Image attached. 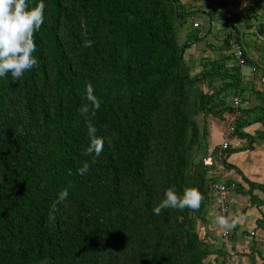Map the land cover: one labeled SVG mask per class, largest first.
I'll return each mask as SVG.
<instances>
[{
  "label": "trees",
  "instance_id": "trees-1",
  "mask_svg": "<svg viewBox=\"0 0 264 264\" xmlns=\"http://www.w3.org/2000/svg\"><path fill=\"white\" fill-rule=\"evenodd\" d=\"M40 2L37 66L20 80L0 77V264H207L222 256L203 229L215 197L201 113L217 115L226 105L220 94L239 88L241 37L242 58L227 51L228 31L219 57L192 74L190 45L178 40L192 13L178 0H28ZM208 78L224 85L202 111L194 87ZM89 83L101 101L94 116ZM89 121L104 139L95 162L85 154ZM170 187L181 196L198 188L200 209L154 214Z\"/></svg>",
  "mask_w": 264,
  "mask_h": 264
},
{
  "label": "crops",
  "instance_id": "crops-1",
  "mask_svg": "<svg viewBox=\"0 0 264 264\" xmlns=\"http://www.w3.org/2000/svg\"><path fill=\"white\" fill-rule=\"evenodd\" d=\"M178 1L180 5H184V10L192 13L189 23L181 26L180 32L182 43L187 42L190 45L185 49L184 57L192 65V74H196L203 69V64L208 62V59L214 60L219 57L221 48L224 47L222 38L226 35H223L221 23L214 17L215 10L211 9L210 0ZM217 1L221 9L232 11L234 18L239 20V23L237 22L239 32L235 28L236 35L238 34L247 46V60L243 59L245 63L242 62L240 65L243 75L238 88L239 92L234 96L240 99V108L231 103L217 108L219 110L217 115L209 113L207 116L201 113L202 123L209 135L205 142L207 156L214 154L220 144L228 140L230 153H228L227 161L232 165L226 172L220 169L219 161L217 165L207 166L210 173H213L212 181L229 179L232 185L227 192L228 213L225 215L221 213L216 198L207 211L203 229L211 237L214 248L223 250L222 256L217 253L212 254L206 263L222 264L227 257L231 264H264V137L262 136L264 132V62L260 59V55L264 57V50L249 41L255 37H262L264 34V0ZM210 11H214L213 15ZM201 14L207 15L208 28L205 33L201 32L198 37H195L193 36L195 30L204 26L203 19L200 18ZM195 20L201 21L202 24L194 27ZM235 60L237 59L231 61L232 64L238 61ZM232 64L228 63V66ZM247 64L253 69L249 78L244 79L243 76L246 75L244 67ZM223 85L224 81L221 78L200 80L194 87L197 109L203 111L208 95L214 94ZM237 109H241L240 113L236 112ZM237 124H239L238 131ZM231 126L236 130V133L235 130L233 131V135L229 130ZM211 191L213 197H216L217 192L212 189ZM217 215H239L243 219L236 228L229 231L228 236H225V229L214 222Z\"/></svg>",
  "mask_w": 264,
  "mask_h": 264
},
{
  "label": "clouds",
  "instance_id": "clouds-1",
  "mask_svg": "<svg viewBox=\"0 0 264 264\" xmlns=\"http://www.w3.org/2000/svg\"><path fill=\"white\" fill-rule=\"evenodd\" d=\"M44 9L45 4L43 2L38 3L35 7H29L28 0H0V77L11 73L13 80H20L25 72L37 66L38 61L33 55L37 47L35 33L44 22ZM195 22H199V26L202 24L201 21L195 20L193 25ZM199 26L194 25V27ZM90 46L91 42L85 43V47ZM86 100L93 106L92 115L94 116L95 110L100 108L101 101L94 94L91 83L86 87ZM89 110L88 104L83 105L80 109L81 115L87 116ZM96 132L97 129L89 121L88 136L90 143L85 149V154H94L93 162H95L96 157L101 155L104 148V139L98 137ZM89 168L90 165L85 162L77 171L83 176ZM68 195V189H63L58 194V199L52 206L53 209L56 208L57 204L63 203ZM203 200V194L196 187L186 188L182 196L170 187L166 190L165 198L154 207L153 212L159 215L165 208L199 210ZM242 219L239 215H217L214 222L220 228L230 231L236 228Z\"/></svg>",
  "mask_w": 264,
  "mask_h": 264
},
{
  "label": "built area",
  "instance_id": "built-area-1",
  "mask_svg": "<svg viewBox=\"0 0 264 264\" xmlns=\"http://www.w3.org/2000/svg\"><path fill=\"white\" fill-rule=\"evenodd\" d=\"M222 16L225 18L227 21L225 26L229 29V31L232 34L231 37H229L228 40V46L230 51L237 57V58H242V55L244 54L243 47L241 42L237 40V35H236V29H235V23H234V15L231 11L222 9ZM199 22H195V26H199ZM234 105L239 108L240 105V99L239 98H234L233 101ZM237 113H240V110H237ZM235 128L233 126L230 127L231 133ZM229 148V141L225 140L223 141L219 148L215 152V156L209 155L205 158L204 163L205 165L212 166V165H217V162L219 161V167L223 171H227V166L225 165L224 161L227 160L228 158V152L227 149ZM210 187L213 191L217 192L216 195V202L220 207L221 213L222 214H227L229 210V204L227 202V192L229 190V185L225 181H218L214 180L210 183ZM229 235V231L225 230V236ZM222 264H231L229 258H225Z\"/></svg>",
  "mask_w": 264,
  "mask_h": 264
},
{
  "label": "rangeland",
  "instance_id": "rangeland-1",
  "mask_svg": "<svg viewBox=\"0 0 264 264\" xmlns=\"http://www.w3.org/2000/svg\"><path fill=\"white\" fill-rule=\"evenodd\" d=\"M210 2H211V6H212V10L214 9L215 10V15H214V17H216L218 20V22H220L221 23V25H220V27H222V30H223V35H226V33H227V31L229 30L226 26H225V24H226V20H225V18L222 16V14H221V8L222 7H220V6H218L219 4L217 3L218 1L217 0H210ZM214 4V5H213ZM219 8V9H218ZM253 9L255 10V8L253 7ZM219 13V14H218ZM221 14V15H220ZM189 16V14L186 16V20L188 21V23H189V21H190V17H188ZM200 18L201 19H203V24H204V26H202L201 28H199L198 30H195L196 31V33L197 34H200L201 32H203V33H205L206 32V29L208 28L207 26H206V23L208 22V17H207V15H203V14H201L200 15ZM185 25H187V23L185 24ZM258 30H260L259 29V27H258ZM260 32V31H259ZM263 37V38H262ZM262 37H255V38H253V40L252 39H249V41H251V43L253 42L254 44H257V46L258 47H260V48H262L263 50H264V34L262 35ZM181 39H182V37H181V32H180V27L178 26V40H179V43L180 44H182V41H181ZM253 59H254V57L253 56H251ZM250 57V59H252ZM260 59H261V61H263L264 62V57H263V55H260ZM252 66L251 65H246L245 67H244V73L246 74L245 76H243V78L244 79H248L249 78V75L251 74V72H252ZM228 80V79H227ZM239 91H238V89H236L234 86H229V87H227L221 94H220V96L221 97H223L224 98V100H225V103L226 104H231V103H233V98H234V96L238 93ZM244 97V96H243ZM209 138V135L207 136V139ZM232 206V205H231Z\"/></svg>",
  "mask_w": 264,
  "mask_h": 264
},
{
  "label": "bare ground",
  "instance_id": "bare-ground-1",
  "mask_svg": "<svg viewBox=\"0 0 264 264\" xmlns=\"http://www.w3.org/2000/svg\"><path fill=\"white\" fill-rule=\"evenodd\" d=\"M219 2V1H218ZM220 4V3H219ZM214 5V4H213ZM219 9V8H218ZM219 14V13H218ZM221 15V14H220ZM230 35V34H229ZM228 35V36H229ZM238 35V34H237ZM232 36V35H231ZM237 40H238V36H237ZM228 41V40H227ZM227 44H228V42H227ZM230 50V49H229ZM228 50V51H229ZM232 53V52H231ZM234 57H236L235 55H233ZM244 58V57H243ZM235 59V58H234ZM235 61H237V60H235ZM240 61V60H239ZM241 61H243V60H241ZM245 63V62H244ZM240 65V64H239ZM248 65V64H247ZM231 66V65H230ZM245 66V65H244ZM243 67V66H242ZM232 69V68H231ZM241 73V72H240ZM242 74V73H241ZM243 75V74H242ZM236 107V106H235ZM240 108V107H239ZM238 110V109H237ZM241 110V109H240ZM237 112V111H236ZM243 115V114H242ZM235 116V115H234ZM241 116V115H240ZM240 116H239V118H240ZM238 118V119H239ZM237 119V118H236ZM230 130V129H229ZM235 133H236V130H235ZM234 133H232V135H233ZM212 154V153H211ZM226 161V160H225ZM206 167V166H205ZM208 168V167H207ZM221 169V168H220ZM223 171V170H222ZM213 174V173H212ZM210 175V174H209ZM215 177V176H214ZM211 179V178H210ZM213 179V178H212ZM232 189H233V187H232ZM216 198V197H215ZM231 233V232H230Z\"/></svg>",
  "mask_w": 264,
  "mask_h": 264
}]
</instances>
